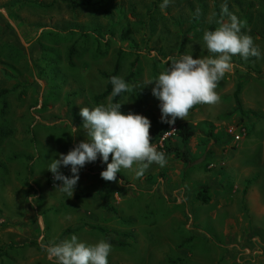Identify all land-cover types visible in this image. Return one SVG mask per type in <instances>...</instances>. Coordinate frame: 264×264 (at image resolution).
Returning <instances> with one entry per match:
<instances>
[{"label":"rangeland","instance_id":"obj_1","mask_svg":"<svg viewBox=\"0 0 264 264\" xmlns=\"http://www.w3.org/2000/svg\"><path fill=\"white\" fill-rule=\"evenodd\" d=\"M225 4L246 21L242 31L250 29L261 56H233L216 89L220 103L196 105L162 134L189 124L187 140L166 141L189 161L166 152L160 138L163 167L153 163L139 178L136 165L121 169L122 186L102 179L96 193L91 169L106 168L98 156L79 170L72 199L60 192L62 182L46 167L86 139L80 108L108 103L109 95L93 98L105 85L100 71L109 72L120 51L123 78L136 58L120 111L155 118L160 101L148 80L169 57L210 55L203 32L217 27ZM0 88L7 89L0 98V264H54L41 242L72 234L107 239L108 264H264V0H108L94 10L62 0H0ZM72 126L80 129L75 135ZM15 153L28 157L8 159ZM60 171L71 175L69 167ZM200 184L207 185L204 202L195 198ZM97 194L112 208L101 209Z\"/></svg>","mask_w":264,"mask_h":264},{"label":"clouds","instance_id":"obj_2","mask_svg":"<svg viewBox=\"0 0 264 264\" xmlns=\"http://www.w3.org/2000/svg\"><path fill=\"white\" fill-rule=\"evenodd\" d=\"M225 15L227 20L223 19ZM245 27L246 21L230 13L227 5H223L217 27L203 32L202 39L210 55L199 58H193L191 54L169 57L165 61L168 66L156 78L148 80L147 84H153L152 94L160 101L162 122L171 125L177 118L187 120L190 110L196 105L220 103L216 89L225 75L233 70L232 57L239 55L246 60L250 56H261L259 47L248 34L250 29L242 31ZM110 83L112 92L108 103L80 108L81 128L86 139L66 154H58V158L52 159L46 167L54 180L62 182L56 187L66 197L73 196L79 170L87 163L95 162L98 156L106 164L100 176L109 182L116 181V174L121 169L132 170L136 165L135 176L139 178L151 164L163 167L167 163L165 154L152 143L150 120L131 111L124 114L120 111L122 103L112 102L113 97L131 91L132 87L119 76H112ZM79 130L72 126L71 135ZM61 166L69 167L71 175H64L60 171ZM29 197L35 199L34 196ZM41 246L54 264H108L112 252V245L107 239L86 242L75 234L59 242L50 241L47 245L41 242Z\"/></svg>","mask_w":264,"mask_h":264},{"label":"trees","instance_id":"obj_3","mask_svg":"<svg viewBox=\"0 0 264 264\" xmlns=\"http://www.w3.org/2000/svg\"><path fill=\"white\" fill-rule=\"evenodd\" d=\"M63 2H65V4L69 7V8H73L75 6H84L86 8L89 9H98L100 8L103 4H105L106 2H108V0H62ZM216 16L218 17V10L215 7L214 8ZM215 28V26L212 25H208L206 27V30H213ZM120 51H118L116 53V58L114 59V62L112 64L111 70L109 72L106 71H100V75L105 77L106 81H105V85L102 91H100L99 93L94 95V100H98L99 98H104L106 95H109V98L111 96V92H112V85L110 83V78L112 76H117L118 74V70H119V60H118V56ZM136 58L131 60V62L129 63V68L127 73L124 75V79L125 81H129L130 79H133L135 77V72H136ZM7 91L6 88H0V98L1 96ZM123 93V92H122ZM122 93L119 94L116 97L112 98V102L114 103H119V99L122 96ZM238 93H239V84H237L232 92V97H233V101H234V109L237 111H240V101L238 98ZM151 121V130H150V135L152 138V143L158 145V141L161 138V147L165 146V151L166 152H172L174 155H176L180 160H182L184 163H187L189 161L187 155H186V151L184 150H178L176 149V147H173V145L171 146H166V141L170 136H175L177 138H179L182 142H184L185 140H187L192 134H193V130L190 127L189 124L187 123H181V124H177L174 126V128L172 129L171 132L167 133V135L163 136L162 134H164L165 132L169 131L170 127L173 124H168L166 122H162L159 121L157 119H155L154 117H151L150 119ZM24 157L27 158L28 155H20V154H12L8 159H15L18 157ZM207 191V185L206 184H200L198 187V190H196L195 193V198L204 202L207 200V194L205 193ZM102 205L104 208L106 209H111V205H109L108 199L106 196L102 197Z\"/></svg>","mask_w":264,"mask_h":264},{"label":"crops","instance_id":"obj_4","mask_svg":"<svg viewBox=\"0 0 264 264\" xmlns=\"http://www.w3.org/2000/svg\"><path fill=\"white\" fill-rule=\"evenodd\" d=\"M154 114H155V118H156L157 120L161 119V114L157 113V111H155ZM98 164H102V162H98ZM102 170H103L102 167H98V166H96V165L93 166L92 169H91V173H94L95 181L100 182V183H98V185H96V183L93 184V187H92L93 190H92V192L95 191V190H96V193H97L98 191H102V185H101V184L106 185L105 183L102 182V178L99 179V178L97 177V174L100 175V172H101ZM114 182H115L117 185L122 186V184L119 183L118 181H114ZM109 185H110V183H109ZM97 187H98V188H97ZM92 192H91V193H92ZM111 195H112L113 197H115V198H118V197L116 196V191H115L114 189L111 190ZM96 196L98 197L97 200L100 201V202H99V205H100L101 209L107 210V209L104 208L103 205H102V200H101V199H102L103 195H101V194H97ZM112 196H111V197H112ZM91 198H93V195H92L89 199H91ZM70 199H72V197H71Z\"/></svg>","mask_w":264,"mask_h":264},{"label":"built area","instance_id":"obj_5","mask_svg":"<svg viewBox=\"0 0 264 264\" xmlns=\"http://www.w3.org/2000/svg\"><path fill=\"white\" fill-rule=\"evenodd\" d=\"M242 134H243V131H242V130H241V133L236 132V133L234 134V138H235V139H238Z\"/></svg>","mask_w":264,"mask_h":264}]
</instances>
